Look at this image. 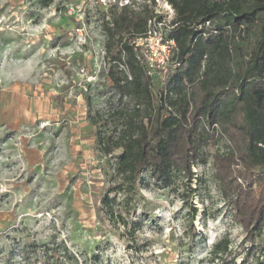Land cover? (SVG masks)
<instances>
[{"label":"rangeland","instance_id":"obj_1","mask_svg":"<svg viewBox=\"0 0 264 264\" xmlns=\"http://www.w3.org/2000/svg\"><path fill=\"white\" fill-rule=\"evenodd\" d=\"M110 1L0 0V264H264V230L253 236L238 224L232 182L216 176V155L230 150L219 127L200 136L191 181L143 172L133 198L116 193L115 215L102 206L114 195L119 150L104 155L92 121L133 103L106 74L100 17ZM137 1L162 17L139 43L154 80L169 63L161 38L173 10L165 0ZM224 234L228 252L214 256Z\"/></svg>","mask_w":264,"mask_h":264},{"label":"trees","instance_id":"obj_2","mask_svg":"<svg viewBox=\"0 0 264 264\" xmlns=\"http://www.w3.org/2000/svg\"><path fill=\"white\" fill-rule=\"evenodd\" d=\"M165 1L173 10L161 38L169 63L162 77L154 80L153 63L139 43L163 24L155 7L137 0H113L101 11L106 74L119 96L133 102L112 103L100 118L102 123L92 121L97 126L96 144L104 155L119 150L111 164L114 195L105 193L101 204L113 215L116 193L133 198L143 172L160 183L176 175L191 181L200 136L210 138L219 127L230 150L216 155V176L222 184L232 182L233 218L250 235H260L264 230V0ZM107 124L113 128L110 132L102 128ZM189 191L195 194L196 188ZM196 212L192 207L190 224ZM59 246L64 254L68 252L65 243ZM228 248L224 234L210 252L218 257Z\"/></svg>","mask_w":264,"mask_h":264},{"label":"built area","instance_id":"obj_3","mask_svg":"<svg viewBox=\"0 0 264 264\" xmlns=\"http://www.w3.org/2000/svg\"><path fill=\"white\" fill-rule=\"evenodd\" d=\"M147 39H148V38H147ZM147 39H146V40H147ZM171 44H172V42H171ZM165 47H166V45H165ZM166 48H167V47H166Z\"/></svg>","mask_w":264,"mask_h":264}]
</instances>
